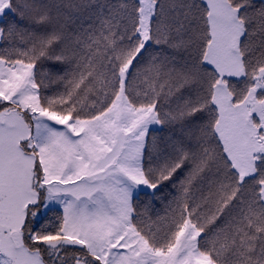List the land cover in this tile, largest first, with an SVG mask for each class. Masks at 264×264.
Returning a JSON list of instances; mask_svg holds the SVG:
<instances>
[{
    "label": "snow or ice",
    "instance_id": "1",
    "mask_svg": "<svg viewBox=\"0 0 264 264\" xmlns=\"http://www.w3.org/2000/svg\"><path fill=\"white\" fill-rule=\"evenodd\" d=\"M0 264H264V0H0Z\"/></svg>",
    "mask_w": 264,
    "mask_h": 264
},
{
    "label": "trees",
    "instance_id": "2",
    "mask_svg": "<svg viewBox=\"0 0 264 264\" xmlns=\"http://www.w3.org/2000/svg\"><path fill=\"white\" fill-rule=\"evenodd\" d=\"M157 210H159L161 213L163 212V206L162 205H157Z\"/></svg>",
    "mask_w": 264,
    "mask_h": 264
}]
</instances>
